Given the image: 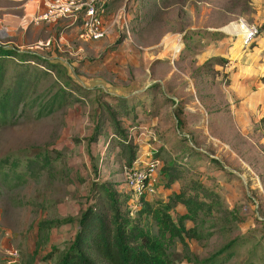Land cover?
Segmentation results:
<instances>
[{"label": "rangeland", "instance_id": "374dc122", "mask_svg": "<svg viewBox=\"0 0 264 264\" xmlns=\"http://www.w3.org/2000/svg\"><path fill=\"white\" fill-rule=\"evenodd\" d=\"M29 4L30 0H0L1 46L48 53L69 72L78 70L75 79L99 95L123 96L130 89L160 84L154 103L146 106L147 114L142 108L137 110L138 122L149 132L138 156L156 159L159 135H170L158 158L161 167L187 158L184 177L210 185L228 210H237L245 218L232 223L234 231L217 232L202 242L189 241L188 250L176 243L177 264H196L239 233L249 235V241L237 248L227 264H264V125L254 123L247 135L239 130L235 108L227 104L231 80L226 72H231V66L216 64L215 50L223 41L214 37L221 33L233 38L229 49L237 56L243 46L241 38L233 34L241 29L237 27L240 20L264 31V0L120 1L119 10L110 18L111 32L99 41L81 40L78 29L64 23L24 27L21 20L29 12L25 6ZM56 78V74L43 77L32 97L44 95ZM172 88L176 99L171 97ZM164 94L169 98L167 104L162 101ZM95 96L47 117H38L29 106L30 115L0 126V164H18L16 169L0 166V264H55L60 253L54 246L73 236L77 223L51 230L39 226L48 220H77L98 176L128 194L123 188L128 153L121 155L118 149L109 155L103 137L98 144L89 141L99 108ZM177 102L186 108L182 132L191 138L193 148L188 144L177 148L178 138H182L172 116ZM191 150L221 160L225 169L205 159L186 157ZM44 156L51 159V165L42 167ZM178 187L176 183L174 188ZM169 194L156 185L155 193L146 200H165ZM50 254L54 256L46 259Z\"/></svg>", "mask_w": 264, "mask_h": 264}, {"label": "trees", "instance_id": "16d2710c", "mask_svg": "<svg viewBox=\"0 0 264 264\" xmlns=\"http://www.w3.org/2000/svg\"><path fill=\"white\" fill-rule=\"evenodd\" d=\"M215 35L225 41L215 54L216 64L225 68L229 61L225 53L232 45L233 38L221 33ZM55 60L48 53L41 55L0 45V126L12 119L30 115L29 106L38 117H47L96 95L94 101L99 102V108L95 115L94 133L89 141L98 144L100 138H105L106 153L110 155L120 149L121 155L128 153L126 165L133 166L138 158L133 132H137L141 125L137 110L142 108L147 114L146 106L154 103L162 86L154 83L143 92L130 96L107 92L99 95L96 89L83 86L75 79L78 70L73 69V73H70L64 64ZM31 63L38 66L33 67ZM50 74L57 75L50 89L44 95L32 97L39 81ZM104 98L105 102L102 100ZM162 101L166 104L169 101L166 94L162 95ZM184 115L186 108L180 103L176 104L172 116L175 130L182 136L178 138L177 148L192 145L191 138L182 132ZM169 138L170 135L166 133L159 135L161 146L156 159L169 143ZM205 154L191 150L186 157L195 156L197 161L205 159L220 170L225 169L221 160ZM91 159L93 171L98 176L96 160ZM181 159L166 162L157 175L155 185L170 191L166 200L150 202L146 197H141L133 204L132 194L120 192L115 183L100 181L98 176L89 190L88 205L77 220L65 218L42 222L39 226L42 230L62 229L77 223L75 234L66 236L63 245L54 246L55 252L60 253L55 264H177L173 253L176 243L188 250L189 241L202 242L211 239L217 232L234 231L232 223H241L245 218L237 210H228L210 185L192 176L185 178L187 163L184 162L187 158ZM40 161L42 167L51 165V159L47 156ZM3 163L0 166L9 169H16L18 165ZM176 183H179V187L175 189ZM189 222L193 227L187 226ZM249 237L236 234L210 257L195 263L227 264L235 256L237 248L247 244ZM53 256L50 254L46 259Z\"/></svg>", "mask_w": 264, "mask_h": 264}, {"label": "built area", "instance_id": "2783aa9c", "mask_svg": "<svg viewBox=\"0 0 264 264\" xmlns=\"http://www.w3.org/2000/svg\"><path fill=\"white\" fill-rule=\"evenodd\" d=\"M33 10L27 12L21 24L29 26H54L60 23L75 26L79 38L83 41H99L106 37L108 30L106 18L109 14L110 0H30ZM237 27L243 48H247L260 35L259 28L240 20ZM148 128L140 125L133 132L135 144L141 147L147 136ZM138 156L133 166H124L123 188L136 200L151 196L156 191V178L161 168L159 159H144Z\"/></svg>", "mask_w": 264, "mask_h": 264}, {"label": "crops", "instance_id": "0c3cea01", "mask_svg": "<svg viewBox=\"0 0 264 264\" xmlns=\"http://www.w3.org/2000/svg\"><path fill=\"white\" fill-rule=\"evenodd\" d=\"M120 1L126 3L128 0H110L109 14L106 18L108 32H111V26H109L110 18L113 16V12L117 11ZM25 6L27 11H31L34 8L32 4ZM237 31V34L241 33V29ZM221 41H223V46L225 41ZM222 46L217 47L216 50ZM228 49L225 54L232 62L226 64V67L231 66V72L229 73L231 86L227 89V104L234 106L236 123L239 125V130L247 135L254 123L261 125L264 119V31L260 33L251 46L246 49L242 48L236 54L237 56H232V52ZM152 84L144 88L130 89L128 90V94L123 96L141 93ZM163 90L167 91V88L163 87ZM169 91H171L172 99H176V90L172 88ZM187 111H192V109L187 106ZM262 132L264 133V130ZM217 157L220 158V156ZM247 165L250 169L252 168L249 164Z\"/></svg>", "mask_w": 264, "mask_h": 264}, {"label": "bare ground", "instance_id": "6f19581e", "mask_svg": "<svg viewBox=\"0 0 264 264\" xmlns=\"http://www.w3.org/2000/svg\"><path fill=\"white\" fill-rule=\"evenodd\" d=\"M21 22H22V20H21ZM240 28V27H239ZM238 35H240V32H239V34Z\"/></svg>", "mask_w": 264, "mask_h": 264}]
</instances>
